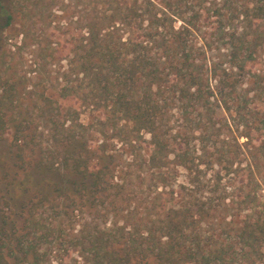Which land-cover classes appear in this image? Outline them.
Returning <instances> with one entry per match:
<instances>
[{
    "label": "trees",
    "instance_id": "16d2710c",
    "mask_svg": "<svg viewBox=\"0 0 264 264\" xmlns=\"http://www.w3.org/2000/svg\"><path fill=\"white\" fill-rule=\"evenodd\" d=\"M69 1L0 0V51L28 48L30 73L64 60L55 98L23 96L49 130L31 206L75 224L71 264H264V0H74L62 39L49 27ZM9 68L4 97L22 110L0 111V131L25 145L34 118Z\"/></svg>",
    "mask_w": 264,
    "mask_h": 264
},
{
    "label": "rangeland",
    "instance_id": "374dc122",
    "mask_svg": "<svg viewBox=\"0 0 264 264\" xmlns=\"http://www.w3.org/2000/svg\"><path fill=\"white\" fill-rule=\"evenodd\" d=\"M72 2L74 0H70L69 5H66L63 9L67 8L65 10L68 11L67 13L65 11L61 15L57 13V16L50 23L49 30L53 29L62 39L71 37L75 31V14H77L75 12L79 8L76 5L74 6ZM33 21H35L33 34L35 36L39 34L40 20L33 18ZM18 28V25H15L11 31H8V42L10 44H18L20 39H22L21 34L17 33ZM42 28H44V31L41 33V37H43L44 33L49 32L44 26ZM28 40L30 41V39ZM12 50L13 48L9 45H4L1 48L3 55H0V77L4 78L12 72V68H9V71L4 69L6 64L14 66L17 72L13 78L16 88L21 90L25 86V89L20 91L19 99L21 102L19 101V103L22 106H26V109L31 111L32 119L34 118L32 127L28 130L29 133L31 130L33 131L31 132L33 136L27 144L21 143L20 145L23 144L22 146H15L8 140V135H10L9 129L0 131V166H4L5 163L11 164L12 169L10 168V170L11 172L14 171L17 176L15 180H11L13 183H10L9 179L7 181L8 185L4 183L0 184V224L5 229L4 233H0V242L3 240V243H0V248L2 254H8V256H13L12 254L16 255L14 258L8 259L10 260L8 264H30L31 257L28 256L26 259H23L22 254L29 246L33 247L34 254L39 255L38 262L32 264H71V258L75 254L71 246L68 247L67 240L74 234L75 224L66 223L64 226L63 223H60V220L53 217L50 213L47 202L41 206L37 204H34L36 205L35 207H33L34 205L31 206L36 201V196L32 191L35 189H45L42 184H38L37 180L42 178L46 171L44 165L45 159L44 157L40 159L38 148L43 149L49 144V130L42 127L44 121L37 117V109L28 103V99L24 98L26 95L23 96V91L31 90L40 93V90L43 89L44 94L55 98L56 90L61 83L59 76L64 60L62 57L58 61L57 59L51 60L46 64L45 68L39 69L40 71H36L35 73H30L28 70L32 67L25 60L28 58V48L26 49L27 51L22 53L23 56L19 52H14L12 57L9 58ZM37 60V64L41 66L39 61L41 59L38 58ZM45 75L48 76L45 77ZM30 86L33 87L30 88ZM3 88V83H0V90ZM0 95V111H3L6 116H16V109L22 110V107L12 109V105L8 104L5 100L4 89ZM33 127L36 129H32ZM239 140H244V138L240 137ZM18 154L21 155L22 160H19ZM257 193L264 200V184H260ZM61 229H64V231L60 233ZM9 250H11V253H9ZM236 264L246 263L238 262Z\"/></svg>",
    "mask_w": 264,
    "mask_h": 264
}]
</instances>
